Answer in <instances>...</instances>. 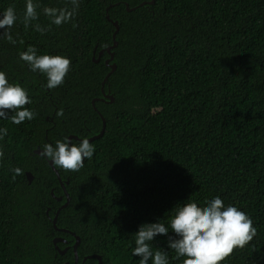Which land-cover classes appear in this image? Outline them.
Returning <instances> with one entry per match:
<instances>
[{"label":"trees","instance_id":"1","mask_svg":"<svg viewBox=\"0 0 264 264\" xmlns=\"http://www.w3.org/2000/svg\"><path fill=\"white\" fill-rule=\"evenodd\" d=\"M150 1L34 0L38 19L26 27L25 0H0V12L11 6L17 15L14 43L0 29V72L26 90L24 107L35 113L20 124L0 119L8 130L0 139V264L72 263V255L58 256L53 236L63 234L44 214L58 207L50 196L61 193L56 175L33 150L46 129L52 145L97 135L100 115L105 129L90 142L93 157L78 171L54 166L69 195L57 227L79 237L78 264H97L83 262L89 255L102 264H139L131 254L138 225L160 219L167 227L177 207H204L216 196L256 229L220 264H264V0ZM44 7L67 9L71 19L53 25ZM113 21L116 69L102 88L110 68L105 54L93 58L112 44ZM28 46L69 58L63 84L48 89L45 75L29 70L20 59ZM25 172L35 176L31 182ZM169 237L158 235L150 246L168 264H183L167 248Z\"/></svg>","mask_w":264,"mask_h":264},{"label":"clouds","instance_id":"2","mask_svg":"<svg viewBox=\"0 0 264 264\" xmlns=\"http://www.w3.org/2000/svg\"><path fill=\"white\" fill-rule=\"evenodd\" d=\"M77 0H72L76 5ZM37 5L34 0H25L23 21L27 27L32 21L38 19ZM44 15L50 18L53 25L67 23L72 12L56 7H44ZM17 21L13 7L9 6L0 12V29L9 42L14 43L10 29ZM36 31L43 34L45 28L39 24L34 25ZM29 70L40 72L46 77V87L53 89L64 82L69 71L70 60L60 55H38L37 49L28 46L20 53ZM30 98L24 88L19 84L8 82L4 72H0V119H10L14 124L34 118L35 113L24 107L29 104ZM14 112V115H9ZM7 128L0 127V139L7 135ZM95 148L87 138L80 139L76 144L65 138L57 140L55 145L45 144L41 154L51 161L57 168L78 171L83 167L86 159L93 157ZM3 154L0 153V156ZM19 174L21 169H13ZM142 223L137 226L134 247H131L133 257L139 258V264H168L167 254L161 250L153 251L150 246L155 237H169L167 248L175 251L176 257H184L183 264H220L236 247H243L255 235L256 229L252 219L235 205H225L219 196L205 202L204 207L198 206L195 201L188 202L175 209L166 227L159 222ZM169 228L171 232H169Z\"/></svg>","mask_w":264,"mask_h":264},{"label":"flooded vegetation","instance_id":"3","mask_svg":"<svg viewBox=\"0 0 264 264\" xmlns=\"http://www.w3.org/2000/svg\"><path fill=\"white\" fill-rule=\"evenodd\" d=\"M107 47H109V46H107ZM106 47V48H107ZM106 48L105 49H102L101 51H103V53L102 54H100L99 52H98V57H97V61H99V59L101 58V56H103L104 54L106 55V57L104 58V64H105V60L108 58V53H107V51H106ZM112 51V50H111ZM94 52H95V49H94ZM113 52V51H112ZM100 54V55H99ZM93 60H95L94 58H93ZM113 60V59H112ZM111 64V61L109 62V64L108 65H110ZM103 88V87H102ZM102 91H103V89H101ZM101 91V92H102ZM103 93H104V91L102 92V95H103ZM105 98V97H104ZM103 98V99H104ZM100 100H102V99H100ZM93 107H94V104L92 105ZM48 120H49V122L50 123H53V126H54V122H53V118H52V116L50 117V118H48ZM48 131H49V129H46L45 130V134L43 135V141H42V147H40L39 145H37L38 147L35 149V150H37L38 149V152H39V154H37V153H34L35 154V156H37V157H39V156H43L42 154H41V152H42V149H43V146L45 145V144H51V142H50V140H49V135H48ZM70 136H75V137H77V139H71V141L73 140V141H75V142H78L80 139H83V138H80V137H78V136H76V135H70ZM88 139V138H87ZM72 143V142H71ZM35 150H33V151H35ZM43 159L48 163V159L47 158H45V157H43ZM49 164V163H48ZM50 166V165H49ZM50 168H51V166H50ZM52 169V168H51ZM53 170V169H52ZM54 172V171H53ZM27 173L28 172H25V176L27 175ZM31 174V173H30ZM55 174V173H54ZM58 174H59V172H58ZM34 175L32 174V180L34 179ZM59 177H60V175H59ZM56 178H57V176H56ZM61 181H62V179L61 178H59ZM59 179L57 178V182H58V185L57 186H55L54 187V189L55 188H60V191H61V193H59L57 196L54 194V191L52 192V191H50V196H51V198L58 204V207L56 208V210L55 211H53V209H51V207L50 208H48L47 207V209H46V212L44 213L45 214V216L47 217V222L48 223H51V225H52V227L54 228L53 230L55 231V233H57V234H63L62 236H53V238L55 237V238H59V239H61V241H58L57 242V244H62V245H64V248L63 249H60V250H65L64 251V253L63 254H59L58 253V251H57V254H58V256H60V258L62 257V256H67L68 258H70L71 257V255L73 256V261H72V263H70V264H74L75 263V254H74V250H73V245H74V243H75V240L74 241H72L71 239H66L64 236H73L72 234L73 233H71L69 230H67V229H65V228H59V227H57V218H56V220H55V222H53V218H54V216H55V214H56V211L58 210V208L63 204V202H64V199L66 198V196H65V194H64V191H63V188H62V186H61V184H60V182H59ZM31 180V181H32ZM62 183H63V187L65 188V183L62 181ZM66 190V189H65ZM47 203H50V201H47ZM49 212L52 214V217L50 216V214H49ZM59 215V214H58ZM58 217V216H57ZM54 234V232L52 231L51 232V235H53ZM74 237V236H73ZM76 257H77V261H76V264H78V256H77V252H76ZM84 262V261H83ZM69 263V262H68ZM81 264H83V263H81Z\"/></svg>","mask_w":264,"mask_h":264},{"label":"water","instance_id":"4","mask_svg":"<svg viewBox=\"0 0 264 264\" xmlns=\"http://www.w3.org/2000/svg\"><path fill=\"white\" fill-rule=\"evenodd\" d=\"M153 2H154V0H151V1H150V3H153ZM141 5H143V4H141ZM110 7H111V6H109V7L106 9V13H107V11H108V9H109ZM136 8H137V7H134V8H131V9H130V8L128 7V5H126V10H127V11H132V10H135ZM106 18L108 19V15H106ZM108 20H109V19H108ZM112 24H113L115 30H114V32L112 33V44H111L109 47L106 48V51H107V53H108V58L105 60V65L108 66V67L110 68V71L107 73L106 77L104 78L103 83H102V87L104 86L105 82L107 81L109 75H110L111 73H113V72L115 71V69H116L115 64L112 63V64L108 65L109 62L112 61L113 56H114V53H113L111 50L114 49V48L117 46V41L115 40V35H116V33H117L118 29H119V26H118V22H117V21H113ZM99 53L102 54L103 51H100ZM100 54H99V55H100ZM94 62H97V59L94 60ZM102 92H103V91H102ZM103 97L107 98V99H108V102H110V103L113 102V100H114V99H113V96L110 95L109 92H108L107 94L103 93ZM102 100H103V99H102ZM94 101H95V100L92 101V105L94 104ZM99 115H100V114H99ZM100 117H101V120H102V127H101V130H100V132H99L97 135H95V136H93V137H91V138H88L89 142H91V141H93V140L99 138L100 136H102V134H103V132H104V129H105V120H104V118H103L101 115H100ZM68 139H70V140H71V139H77V137H75V136H69ZM34 153L39 154L38 149L35 150ZM48 163H49V165L51 166V168L53 169V171H54L55 175L57 176V178L59 179L60 177H59V174H58V170L54 167V165L51 163L50 160L48 161ZM26 177H27L28 181L31 182V180H32V175H31L29 172L27 173ZM59 182H60V184H61V186H62V188H63V191H64V194H65L66 198H65V202H64V203L58 208V210L56 211V214H55V216H54V218H53V222H55V220H56L58 214L60 213V211H61L62 209H64V208H66V207L68 206V204H69V195H68V193L66 192L65 188L63 187V183H62V181H61L60 179H59ZM66 183H67V181H66ZM72 235H73L74 238H75V243H74V245H73V250H74V254H75V263H74V264H76V261H77V257H76V248H77V246H78L80 240H79V237H78V236H75L74 234H72ZM58 241H61V239H59V238H54V239H53V245H54L55 249L58 251L59 254H63L65 250H60V249L58 248V246L56 245ZM86 259H95V260H97V264H102L101 257L98 256V255H89V256H86V257L83 259V261L86 260ZM64 264H70V263L65 262Z\"/></svg>","mask_w":264,"mask_h":264}]
</instances>
